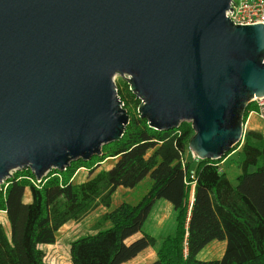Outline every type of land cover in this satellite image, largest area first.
<instances>
[{"label": "water", "instance_id": "water-1", "mask_svg": "<svg viewBox=\"0 0 264 264\" xmlns=\"http://www.w3.org/2000/svg\"><path fill=\"white\" fill-rule=\"evenodd\" d=\"M231 0H0V189L102 155L130 123L126 76L151 127L191 122L189 148L218 160L264 96V24H235Z\"/></svg>", "mask_w": 264, "mask_h": 264}, {"label": "trees", "instance_id": "trees-1", "mask_svg": "<svg viewBox=\"0 0 264 264\" xmlns=\"http://www.w3.org/2000/svg\"><path fill=\"white\" fill-rule=\"evenodd\" d=\"M116 88L131 118L120 140L105 144L100 156L51 170L39 186L32 182L36 175L30 168L1 185L0 211L6 212L10 232L0 223V264H50L41 247L55 244L65 224L100 204L110 209L120 187L137 188L146 178L150 188L138 203L123 201L105 214L108 227L72 242L73 264H124L155 247L157 240L145 225L159 200L172 205L175 226L151 264H264V132L247 130L244 141L218 160L188 161L192 123L155 129L140 116L141 99L127 79L116 82ZM255 108L248 105L244 122ZM237 150L240 173L233 181L221 163ZM109 159H114L111 167L100 169ZM82 168L90 177L76 183ZM214 241L227 242L222 258L200 259Z\"/></svg>", "mask_w": 264, "mask_h": 264}, {"label": "rangeland", "instance_id": "rangeland-1", "mask_svg": "<svg viewBox=\"0 0 264 264\" xmlns=\"http://www.w3.org/2000/svg\"><path fill=\"white\" fill-rule=\"evenodd\" d=\"M114 80L115 82H120L123 81L124 78L116 76ZM253 126L259 127L256 130H260L262 132L264 131L263 122L258 117H256V115L251 118L249 128L247 130H250ZM185 157L188 161H195V159L197 160L194 153L189 147L186 150ZM237 158L238 150L231 153L221 163L222 169L228 174L229 178L233 181L236 180L237 175L240 173ZM197 162L194 163L195 167L197 165ZM110 164V162H107L105 165H103L104 167L101 169L108 168ZM19 170L21 169L13 170L11 176H13ZM89 177L90 172L85 168H82L76 175L74 181L76 183H80L86 181ZM6 181L7 178L1 184H6ZM150 181V178H146L140 185L137 186V188L134 189L120 187L113 195V203L110 209H107L105 206L100 204L80 220H72L65 224L60 229L57 236V242L55 244L42 245L41 248L45 252V261L50 264H73L70 252L72 242L84 235L95 234L99 230L108 227L110 224L108 221H106L105 214L120 203H122L123 201L129 202L131 204L138 203L148 192L151 183ZM1 219L5 222V227L7 231L10 232V226L7 216L3 215ZM174 226L175 220L172 205L164 200L157 201L145 225V232L156 238V246L149 247L145 251L141 252L137 257L124 264H151L152 262H154L157 258L158 245L167 235L173 233ZM141 235L142 234L139 233L130 240H133ZM222 251L223 248H221V245L213 242L209 246H207L199 254L198 257L203 260H216L222 258Z\"/></svg>", "mask_w": 264, "mask_h": 264}, {"label": "built area", "instance_id": "built-area-1", "mask_svg": "<svg viewBox=\"0 0 264 264\" xmlns=\"http://www.w3.org/2000/svg\"><path fill=\"white\" fill-rule=\"evenodd\" d=\"M230 6L232 9H228L226 15L232 19L235 24H264V0H231ZM120 77L126 79V76ZM251 103H254L256 108L250 110L249 112L247 121L245 122V133L247 132L250 120L254 115H256V117H258L264 123V96L255 97ZM46 176H44L42 179L37 177L31 178V180L36 186H39Z\"/></svg>", "mask_w": 264, "mask_h": 264}, {"label": "crops", "instance_id": "crops-1", "mask_svg": "<svg viewBox=\"0 0 264 264\" xmlns=\"http://www.w3.org/2000/svg\"><path fill=\"white\" fill-rule=\"evenodd\" d=\"M251 121V120H250ZM250 124V123H249ZM263 125H264V123H263ZM259 126V125H258ZM248 128H249V126H248ZM257 128H259V127H251V129H253V130H256ZM264 129V128H263ZM264 132V131H263ZM113 161H114V159H109V160H107L106 162H104L103 164H102V166L100 167V169L101 168H103L104 166L103 165H105L107 162H110L111 164H110V166L108 167V168H110L111 167V165L113 164ZM108 168H106V169H108ZM29 191V192H28ZM31 200H32V197H31V192H30V190H27L26 191V194H25V201L27 202V203H29V202H31ZM3 215H5V216H7L6 215V212H4V211H0V216L2 217ZM1 217H0V223H2L4 226H5V222L1 219ZM213 243V242H212ZM214 243H217V244H220L221 245V248H223V251H222V254H224V252H225V249H226V246H227V242L226 241H220V242H215L214 241ZM210 245V244H209ZM208 245V246H209Z\"/></svg>", "mask_w": 264, "mask_h": 264}, {"label": "bare ground", "instance_id": "bare-ground-1", "mask_svg": "<svg viewBox=\"0 0 264 264\" xmlns=\"http://www.w3.org/2000/svg\"><path fill=\"white\" fill-rule=\"evenodd\" d=\"M193 152V151H192ZM194 153V152H193Z\"/></svg>", "mask_w": 264, "mask_h": 264}]
</instances>
